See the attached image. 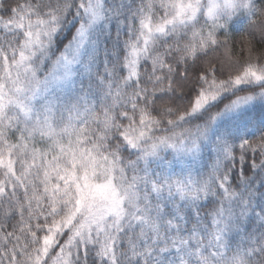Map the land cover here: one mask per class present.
<instances>
[{
  "label": "snow or ice",
  "instance_id": "6c2138e0",
  "mask_svg": "<svg viewBox=\"0 0 264 264\" xmlns=\"http://www.w3.org/2000/svg\"><path fill=\"white\" fill-rule=\"evenodd\" d=\"M0 264H264V0H0Z\"/></svg>",
  "mask_w": 264,
  "mask_h": 264
}]
</instances>
